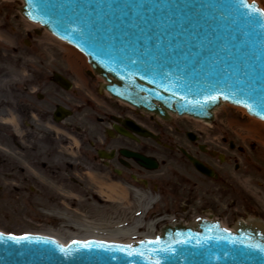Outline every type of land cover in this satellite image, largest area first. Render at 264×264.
Here are the masks:
<instances>
[{"label":"water","instance_id":"95a60500","mask_svg":"<svg viewBox=\"0 0 264 264\" xmlns=\"http://www.w3.org/2000/svg\"><path fill=\"white\" fill-rule=\"evenodd\" d=\"M255 1L248 0L259 7ZM242 2L17 3L30 21L42 23L85 52L92 67L106 79L102 86L119 99L162 117L172 111L207 121L214 119L213 110L223 102L242 107L247 104L249 113L264 120V16L251 13ZM55 80L69 86L59 73ZM138 160L151 166L148 157ZM195 165L206 171L200 162L195 161ZM235 217L237 220L249 216ZM231 222L233 225L236 221ZM0 230L52 236L44 231L12 232L1 226ZM2 231L0 264H154L156 260L160 264H264V251L251 247H264V221L258 218L240 219L234 230L223 227L219 220L199 218L189 225L177 220L162 225L157 238L131 244L99 238L103 240H74L65 245L46 235H11L29 238L16 241ZM156 240L160 243H149ZM84 243L91 247H82ZM61 248L70 250V255ZM161 248L171 251H158ZM128 251L144 255L129 256Z\"/></svg>","mask_w":264,"mask_h":264},{"label":"rangeland","instance_id":"374dc122","mask_svg":"<svg viewBox=\"0 0 264 264\" xmlns=\"http://www.w3.org/2000/svg\"><path fill=\"white\" fill-rule=\"evenodd\" d=\"M258 1L264 7V0ZM17 2L23 3L22 0H0L1 227L12 232L44 231L49 227L66 232L83 231L87 226L111 229L140 222L139 233L149 229L161 214L183 217L188 222L194 215L205 213L219 217L226 227L232 226L236 215L264 218V171L257 170V166L264 169V160L260 158V155L264 157V121L231 105L217 110L215 122L211 124L217 132L209 137L219 143L221 136L227 135L236 144L234 151L242 146L246 154L259 157L249 167L244 165V159L238 171L231 166L233 187L227 193L213 188V208L200 210L202 205L196 194L183 195L184 187L188 190L194 180L201 182L196 175L189 180V185L187 182L180 185L172 179L160 181L161 187L159 180H154L158 181V189H154L153 181L142 184L118 179L122 196L116 197L117 201L104 200L102 193L110 192L106 188L107 177L91 169L81 170L82 163L74 161L77 160L74 152L78 151H66L67 147L62 146V151H53L50 113L59 99L55 91L62 89L54 87L52 74L54 71L66 73L75 83L70 91L80 90L77 75L81 69L90 68L86 57L40 24L25 18ZM71 56L83 60L71 66L66 60ZM38 92L43 93L44 99L37 97ZM190 121L197 122L191 118ZM202 125L205 136L209 126ZM249 129L255 132L250 133ZM56 133L68 142L65 133ZM72 134L77 137L76 133ZM73 143L78 144L75 140ZM212 146L219 151H230L213 143ZM150 176L156 178L154 173ZM151 199L155 201L146 210ZM186 201L190 204L186 205ZM136 237L139 236L131 239Z\"/></svg>","mask_w":264,"mask_h":264},{"label":"flooded vegetation","instance_id":"af4514ba","mask_svg":"<svg viewBox=\"0 0 264 264\" xmlns=\"http://www.w3.org/2000/svg\"><path fill=\"white\" fill-rule=\"evenodd\" d=\"M86 80L82 91H55L59 98L58 103L72 108L74 114L60 123L52 122L53 151H62L60 146L67 147L66 151H78L74 152L77 159L74 161L82 163L81 170L87 168L93 170L92 172L101 173L102 177L105 176L109 180L108 184L116 183L118 179L142 184L153 181L154 188L158 189V181L154 180L158 179L160 182L175 179L180 185L183 182L189 185V180L196 175L201 182L194 180L193 186L188 190L184 187L183 195L188 197L189 193L196 194L200 198L199 205H202L200 210H205L213 208L211 191L214 187L225 193L233 187L232 165L236 170H240L241 161L245 159L244 165L249 167L248 164L259 157L246 154L247 151L243 152L242 148H239L240 151H216L214 146L207 143H215V140L209 137L217 132L213 125L211 129H207L209 133L205 135L207 138H204L200 123L177 116L162 119L139 108L107 99L103 92L99 91V81L95 75ZM141 126L149 131L148 136L138 132L137 128ZM56 130L65 133L68 142L63 141L65 139L56 133ZM73 132L77 137H73ZM73 140L78 144L73 143ZM222 141L223 145L231 147V142H227L225 135L222 136ZM122 151H135L154 157L158 163V168L154 170L156 178L151 179L152 177L148 176L152 173L151 170L141 166L134 157L127 156ZM187 154L202 161L212 174L207 176L195 169ZM260 158L264 160L262 155ZM258 168L264 171L261 167ZM160 183L162 187L163 183ZM185 204L190 203L186 201Z\"/></svg>","mask_w":264,"mask_h":264},{"label":"bare ground","instance_id":"6f19581e","mask_svg":"<svg viewBox=\"0 0 264 264\" xmlns=\"http://www.w3.org/2000/svg\"><path fill=\"white\" fill-rule=\"evenodd\" d=\"M66 50L70 51L71 53H74L73 50H71V48H67ZM66 60H67L68 64H70L72 66L73 64L79 65L78 61L83 60V59L79 56H76L75 58L71 56L70 58H68ZM79 68H80V66H79ZM241 109H243V108H241ZM243 110L245 111V109H243ZM248 131L250 133L255 132L254 129H249ZM108 189L110 190L109 193H106V196L108 197V199L113 201V200H116L117 198H119V196H122L119 192V187L117 184H115V183L109 184ZM154 201H155L154 199H151L148 202V204L146 206V210H148L150 208L151 204ZM157 221L158 220L151 222V224H150L151 232H146V233H140V232L138 233L137 229L141 225L140 222H136L135 225H129V226L122 225V226L111 228V229H108V228L107 229H95V228L92 229L91 227L87 226L83 231H66V232H63L59 229H55L53 227H49L46 230H44V232L51 233L52 236H55L56 238H58L62 242H67V241H70L71 239H74V238H88V237L130 241L134 235H138V236H142V237L154 236L155 224Z\"/></svg>","mask_w":264,"mask_h":264},{"label":"snow or ice","instance_id":"6c2138e0","mask_svg":"<svg viewBox=\"0 0 264 264\" xmlns=\"http://www.w3.org/2000/svg\"><path fill=\"white\" fill-rule=\"evenodd\" d=\"M242 6L245 7V8H249L251 13H255V14H259L260 16H264V10H261L255 3H249L248 0H243ZM225 98H227V97H225ZM211 99L215 100V99H218V97H211ZM245 107H250V106L245 104ZM2 238H3V233H0V239H2ZM8 239L19 241L20 239H29V238L27 236L22 237V238L21 237H15V236H9ZM74 243H79V242H74ZM149 243L159 244L160 241L159 240L150 241ZM82 247L90 248L91 244L90 243H84L82 245ZM251 247H256V248H259L260 251H264V247H261L260 245H251ZM129 248H131V246H129ZM118 250L119 251H124L123 248H120ZM61 251L64 252L65 255H70V250H66L64 248H61ZM158 251L169 252V251H171V249L170 248H161ZM127 254L129 256H135V255L143 256L144 255L143 253H138V252H134V251H128ZM154 264H160V261L156 260L154 262Z\"/></svg>","mask_w":264,"mask_h":264}]
</instances>
